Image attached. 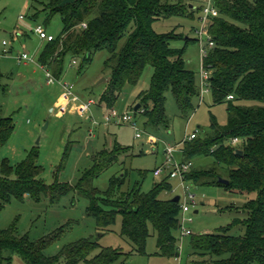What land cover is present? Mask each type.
Segmentation results:
<instances>
[{
    "label": "trees",
    "instance_id": "obj_1",
    "mask_svg": "<svg viewBox=\"0 0 264 264\" xmlns=\"http://www.w3.org/2000/svg\"><path fill=\"white\" fill-rule=\"evenodd\" d=\"M63 1L32 2L35 9L42 6L49 19L57 14L62 18V34L47 41L39 57L40 64L57 79L64 75L70 58L82 57L87 65L95 53L108 51L105 69L110 70V78L101 100L108 107H113L126 85H136L151 66L154 74L150 88L138 94L135 104H140L137 113L144 118L145 126L170 129L166 112L169 91L184 117L194 113L201 84L184 59L185 48L192 40L174 30L157 33L153 28L161 18L194 17L200 10L194 0H73L61 5ZM215 4L219 15L209 25L214 46L203 58V66L210 72L209 90L214 103L228 105V121L220 125L213 116L209 132L183 142L185 159L210 156L214 160L209 168L194 167L186 178L195 185L222 186L256 196L238 208L246 216L235 218L227 229L193 236L194 253L203 259L192 264H264V0H215ZM84 23L86 28L82 27ZM182 39L185 47L173 46ZM231 95L233 99H228ZM14 131L12 118H0V149ZM235 138L239 139L237 144L233 143ZM127 151L117 144L112 150L98 152L92 168L82 173L75 186L58 181L47 185L40 178L36 148L16 166L0 159V210L14 197L39 199L44 194L57 200L74 190L88 199L87 215L96 220L100 230L109 229L120 215L121 236L134 245L128 253L106 247L89 257L99 244L83 239L49 256L45 250L59 234L34 242L19 235L12 225L0 230V264H14V255L25 264H113L135 252L144 254L151 230L157 235L158 255L179 257L180 201L161 198L162 193L174 188L168 178L155 183L148 193L139 185L124 190L127 174L113 176L105 191L92 183ZM220 178L228 184L221 183ZM239 226L245 228L244 235L229 234Z\"/></svg>",
    "mask_w": 264,
    "mask_h": 264
},
{
    "label": "rangeland",
    "instance_id": "obj_2",
    "mask_svg": "<svg viewBox=\"0 0 264 264\" xmlns=\"http://www.w3.org/2000/svg\"><path fill=\"white\" fill-rule=\"evenodd\" d=\"M33 1L0 0V118H12L15 124L9 142L0 149L1 160L16 166L36 148L39 151L40 178L47 185L58 181L75 186L82 173L92 168L94 155L104 149L112 150L119 144L128 151L122 152L117 163L95 178L93 185L105 191L113 176L127 174L124 190L139 185L143 192L148 193L155 183L163 179L155 177L154 170L164 162L166 146L180 149L188 135L196 131L199 135L209 132L213 116L220 125L227 123V103L215 104L212 93L206 89L197 102L196 110L189 117L180 113L169 91L166 112L171 119L170 129L154 130L146 127L144 118L135 111V104L138 94L150 88L154 74L151 66L145 69L136 85H126L113 107H108L101 101L110 78V70L105 69V61L110 56L108 51L95 53L87 65L83 64L82 57L68 60L64 75L58 81L72 84L73 93L65 91L59 83L49 84L39 62L47 41L40 38L35 28L42 26L48 34L58 37L64 26L59 14L49 19L47 12L42 11V6L37 9L32 7ZM194 3L198 8L203 5L202 0H194ZM200 16L199 10L194 17L161 18L153 25L157 33L174 30L192 40L185 48L184 59L187 68L194 71L199 80L204 57L196 32L202 27ZM4 41L7 42L6 46H3ZM173 46L183 48L185 40L176 41ZM4 49L8 51L6 56L3 55ZM24 53L31 60L19 63L18 57ZM73 59L77 60V64H72ZM75 95L79 99L75 100ZM88 99L97 103L90 111L84 105ZM110 109L120 115L128 112L134 117L133 122H111L106 125L104 115ZM137 132L142 133L141 138H136ZM150 134L158 139L155 148L149 141ZM193 162L195 167L209 168L214 160L210 156H201L194 158ZM170 181L174 184V193L164 192L161 194L162 199L183 194L180 181ZM192 189L197 195L198 205L187 214L184 226L193 235L177 233L179 257L158 255L157 235L151 230L144 254L135 252L113 264H192L193 261L202 260L203 257L196 255L191 246L193 236L227 229L235 218L246 216L238 208L256 196L255 193L232 192L215 185L193 183ZM88 206V199L74 190L57 200L44 194L39 199L28 195L14 197L0 210V230L15 225L19 235L28 236L34 242L59 234L45 250L49 256L83 239L99 244L89 257H94L106 247L125 253L134 248L128 238L121 236L120 215L109 229L100 230L96 220L87 215ZM229 234L244 235L245 228L234 227ZM14 264L25 263L19 255H14Z\"/></svg>",
    "mask_w": 264,
    "mask_h": 264
},
{
    "label": "built area",
    "instance_id": "obj_3",
    "mask_svg": "<svg viewBox=\"0 0 264 264\" xmlns=\"http://www.w3.org/2000/svg\"><path fill=\"white\" fill-rule=\"evenodd\" d=\"M203 5L200 7V21L202 22V27L201 29L197 30L198 34V43L200 44L201 47V52L204 54V57L208 54L209 48H212L214 46V42L211 40V36L209 33V25L210 22L213 20L214 17H217L219 15V10L215 4V0H202ZM82 27H87V25L84 23L82 24ZM36 33L40 36L41 39H44L46 41H52L54 40L55 36L48 34L47 31L42 27V26H37L35 28ZM206 38V40H205ZM7 42H3V46H6ZM8 51L4 49L3 55H7ZM203 57V58H204ZM28 60H31V57L24 53L22 56L18 57L19 63L26 62ZM72 64L75 65L77 64V60L73 59ZM42 66V65H41ZM43 69L46 72L47 76V81L49 84H54V83H59L61 84V87L67 91L73 93V88L74 86L69 83H63L59 82L58 79L53 75L52 71L45 66H42ZM200 84H201V98L203 96V93L205 90H209V78H210V72L207 68L203 66L202 71L200 72ZM57 81V82H56ZM75 100L79 99L78 96L75 95ZM228 99H233V96H229ZM97 103L93 99H88L84 102V105L88 111L91 110L93 106H95ZM139 111V110H138ZM143 109L141 110L140 113H143ZM137 113V111H136ZM104 123L106 125L110 124L111 122H133L134 117L129 114L128 112L120 115L117 111L114 109L107 110L105 115H104ZM132 126L138 130L137 126L134 123H131ZM198 131L192 133L191 135L187 136V139L184 140H193L198 136ZM142 133L137 132L136 138H141ZM150 143L152 146L155 148L158 144V139L150 134L148 136ZM239 142L238 138H235L233 140L234 144H237ZM183 143L181 144V146ZM177 152L182 153V147L180 149L175 148L173 146H166L165 148V160L164 162L157 166L154 170V176L157 178H168L169 180L172 179H178L180 181L179 186L183 189V194L179 195L180 196V205H181V229L180 233L182 235H192V231L185 228L184 223L186 220L187 214H189L192 210V208L197 207L198 201H197V195L192 189L193 183L189 180H187V175L193 170L195 167L194 162L189 159H183L179 160L177 158ZM175 189L173 188L172 192ZM191 220V219H190ZM189 220V221H190Z\"/></svg>",
    "mask_w": 264,
    "mask_h": 264
},
{
    "label": "water",
    "instance_id": "obj_4",
    "mask_svg": "<svg viewBox=\"0 0 264 264\" xmlns=\"http://www.w3.org/2000/svg\"><path fill=\"white\" fill-rule=\"evenodd\" d=\"M71 1H73V0H64L61 5H64V4H66L68 2H71ZM138 109H140V104H137L135 106V111H137ZM236 153L239 154V155H241L242 154V151L241 150H236ZM220 182L223 183V184H228V180L223 179V178H220ZM173 200L175 202H179L180 201V196L179 195L175 196L173 198ZM196 213H197V211H196Z\"/></svg>",
    "mask_w": 264,
    "mask_h": 264
},
{
    "label": "crops",
    "instance_id": "obj_5",
    "mask_svg": "<svg viewBox=\"0 0 264 264\" xmlns=\"http://www.w3.org/2000/svg\"><path fill=\"white\" fill-rule=\"evenodd\" d=\"M177 158L179 159V160H183V159H185L184 158V156H183V153H179V155H177ZM193 161V160H192ZM171 183H172V181H171ZM173 184V183H172ZM173 187H174V184H173ZM172 192V191H171ZM173 193H174V191H173ZM175 196H177V195H175ZM174 196V197H175ZM198 212V211H197Z\"/></svg>",
    "mask_w": 264,
    "mask_h": 264
}]
</instances>
